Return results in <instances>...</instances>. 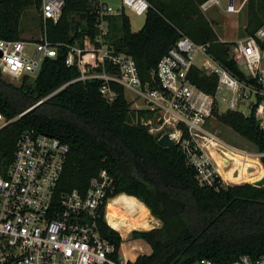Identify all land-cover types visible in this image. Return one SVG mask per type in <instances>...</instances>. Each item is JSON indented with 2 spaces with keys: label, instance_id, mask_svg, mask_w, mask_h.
Listing matches in <instances>:
<instances>
[{
  "label": "trees",
  "instance_id": "1",
  "mask_svg": "<svg viewBox=\"0 0 264 264\" xmlns=\"http://www.w3.org/2000/svg\"><path fill=\"white\" fill-rule=\"evenodd\" d=\"M146 1L150 7L140 30L132 32L127 16L122 15L109 20L107 35L117 51L132 57L142 84L150 82V71L182 35L197 44H208V54L219 65L246 81L230 57L232 42L219 41L213 23L201 11L209 0ZM39 6L40 0H0V38L21 39L23 14L31 9L37 13ZM86 7L83 1L66 0L58 22H46L47 39L53 44H73L84 34L93 39L97 30ZM75 14L85 19L86 26L75 22ZM245 15L244 34L250 36L264 28V0H247ZM33 18L38 30L40 19L38 15ZM66 55L67 49L58 47L56 57L44 59L32 80L24 76L14 83L0 74V113L7 120L17 117L0 129V170L12 161L20 135L35 130L55 136L69 147L58 193L83 194L90 179L107 172L113 179L108 199L120 194L133 197L160 222L158 228L131 232L130 239L143 241L150 253L128 264H189L201 258L213 264H232L241 255H264V186H224L219 176L210 186L201 184L180 144L158 145L159 135L144 124L152 119L151 112L130 109L123 88L113 83L110 88L115 97L106 101L99 93L102 82L77 81L79 70L66 66ZM82 56L86 66L96 63V54ZM188 77L200 89L213 93L214 76L192 68ZM217 118L264 154V130L253 113L224 112ZM182 137L189 139L185 130ZM213 157L228 182L239 181L232 176L236 167L244 166L251 174L264 173V156L260 163L258 158H238L246 161L243 165L238 160L223 161L216 154ZM104 211L99 229L119 247V234L103 220Z\"/></svg>",
  "mask_w": 264,
  "mask_h": 264
},
{
  "label": "built area",
  "instance_id": "2",
  "mask_svg": "<svg viewBox=\"0 0 264 264\" xmlns=\"http://www.w3.org/2000/svg\"><path fill=\"white\" fill-rule=\"evenodd\" d=\"M77 1L86 3V12L93 19L97 30L93 39L84 34L73 44L51 43L46 36V22H58L66 0H40L37 15L41 26L37 38H0L1 76L10 81L35 77L42 61L55 58L58 47H64L66 66L79 70L77 81L100 80L99 93L106 101L115 97L110 84H116L123 88L125 97L126 93L130 95L127 101L135 110L151 112L152 119L144 124L151 133H158L159 137L166 135L180 144L201 184L210 186L216 176L222 178L211 160V154L221 153L220 148L248 154L227 146L212 132L210 123L216 112H237L243 116L253 113L258 127L264 130V28L229 46L230 57L246 81L219 65L208 54V44H197L182 35L150 71V82L142 84L132 57L117 51L107 35L110 19L127 13L145 16L149 3L146 0ZM213 1L218 4L217 0ZM206 7L203 5L204 10ZM225 11L233 12V5H227ZM85 53L96 54V63L86 66L82 56ZM192 68L216 78L213 93L190 81ZM16 118L7 120L0 113V129ZM183 130L189 139H183ZM68 152V145L55 136L35 130L20 135L12 161L0 170V264L135 262L137 256L125 244L127 240L117 232L120 243L116 247L99 229L101 211L113 191V179L107 172L101 171L90 179L83 194L56 191ZM261 156L264 154L256 157ZM189 264L213 263L201 258ZM232 264H264V255L258 258L241 255Z\"/></svg>",
  "mask_w": 264,
  "mask_h": 264
},
{
  "label": "rangeland",
  "instance_id": "3",
  "mask_svg": "<svg viewBox=\"0 0 264 264\" xmlns=\"http://www.w3.org/2000/svg\"><path fill=\"white\" fill-rule=\"evenodd\" d=\"M245 0H233L235 8L239 9L238 7L242 8V2ZM247 1V0H246ZM214 3V2H213ZM212 4V2H211ZM229 4V0H219V5L213 4L205 10L204 15L206 18L215 23L214 25V31L220 41L223 42H232L237 39H241L247 36V34H244L243 30V25H244V20H245V12L242 11V9L237 12V13H227L225 11L226 6ZM246 5V4H245ZM245 8V7H244ZM244 10V9H243ZM37 13L34 9L29 10L28 12H25L21 18V27L24 29L23 33L21 34V38L23 39H34L38 37V30L37 26L35 23V20L33 17L36 18ZM32 18V19H31ZM74 20L75 22H80L82 25H84L83 19L75 14L74 15ZM127 18L129 20L130 24V29L132 32H136L140 30V28L143 25L144 22V16H136L132 13H127ZM115 37L118 36L117 33L114 35ZM31 80L34 78V76H30ZM7 79V78H5ZM9 80V79H7ZM10 81V80H9ZM14 83H18V81H13ZM126 99H130V95L126 93ZM130 109H134L133 106L130 107ZM222 112H216L214 114V117L210 123L212 132L218 134V138L223 141L227 146H231L232 148L239 150V151H244L248 154H251L253 156H257L258 150L256 146L252 143L249 142L248 140L244 139L243 137L239 136L236 134L232 129L227 127L226 125L220 123V120H218L217 116L221 115ZM152 126L154 127L155 124L152 123ZM155 135H158V133H155ZM221 153L225 152L227 156H230L229 149H223L220 148ZM229 154V155H228ZM238 154V153H237ZM207 155V154H206ZM214 154H211V157H213ZM259 163H260V159ZM216 160H214V163L216 164ZM229 163V162H228ZM262 166V165H261ZM238 168V167H236ZM233 169L232 176L238 177L240 173L238 174L239 170ZM264 170V168L262 167ZM251 172V170H250ZM217 173V172H216ZM234 174V175H233ZM249 173H247L248 175ZM260 174V173H259ZM249 178V176H247ZM258 176V174L256 175ZM264 176V175H263ZM262 176V177H263ZM261 177V178H262ZM222 179V184L224 186L227 185H239L243 183H249L252 184L254 183L253 181H242L239 180L237 182H228L225 181L223 178ZM253 185V184H252ZM144 213L143 218L136 219L139 217V215ZM107 214L111 219H115L113 223L116 224V228L119 231H122L123 228L125 227H133V231H148L151 226V223L148 221L150 220L148 216V212L142 208L139 204H136L133 199L124 197L122 195H119L115 199L111 200L109 205H108V210ZM125 217L124 222H119L117 218ZM136 219V220H134ZM136 229V230H135ZM126 245H133V247H141L138 249V255H142L147 253L148 247L146 244L141 241V240H131L128 238V240L125 243ZM133 253V252H132ZM134 255V254H133Z\"/></svg>",
  "mask_w": 264,
  "mask_h": 264
},
{
  "label": "crops",
  "instance_id": "4",
  "mask_svg": "<svg viewBox=\"0 0 264 264\" xmlns=\"http://www.w3.org/2000/svg\"><path fill=\"white\" fill-rule=\"evenodd\" d=\"M211 2H212V4H211ZM214 1L213 0H209L208 2H206L205 4H204V6H207L206 7V10L208 9V8H210V6L211 5H213V4H217V3H213ZM217 2H218V4L217 5H219V0H217ZM245 4H246V0L245 1H243L242 2V8H241V5H240V7H238V8H240V10L242 9V11H244L245 12ZM229 5V4H228ZM230 5H233V7H234V11L233 12H230V13H237V12H239L240 10L239 9H237V8H235V6H234V3H233V0H232V4H230ZM244 9V10H243ZM201 11H202V13L204 14V12H205V10L203 9V5H202V7H201ZM227 13H229V12H227ZM205 16V15H204ZM206 17V16H205ZM207 19V18H206ZM208 20V19H207ZM209 21V20H208ZM209 22H211V21H209ZM211 23H213V22H211ZM245 24H246V15H245V20H244V25H243V28L242 29H244V27H245ZM214 25H215V23H213V31H214ZM214 33H215V31H214ZM215 35H216V33H215ZM217 36V35H216ZM218 38V37H217ZM219 40V39H218ZM238 40V39H237ZM220 41V40H219ZM236 41V40H235ZM221 42H223V41H221ZM232 42H234V41H232ZM231 151V150H230ZM230 153V156H227L226 154H225V152H222V153H220L218 156L219 157H221L222 158V160L223 161H226V162H229V163H235V162H237V160H238V162H242L241 163V165H243V162L245 163L246 161H244V160H248V159H254V158H257L256 156H253V155H251V154H246V155H241V154H237L236 152H229ZM229 155V154H228ZM238 158H242V159H244L243 161H241V160H239ZM211 160H212V162H213V164H214V166H215V168L218 170V172H219V174H220V176L225 180V177H224V174H223V172H222V170L220 169V166H221V164H220V162L219 161H217L216 162V164L214 163V158H212L211 157ZM239 170V172H238V174L240 173V175H238V180H247V181H253V182H257V181H259L260 179H261V177L264 175V173H262V172H258V173H256V174H251L249 171H247L245 168H244V166L243 167H239L238 169H237V171ZM247 173H249L248 175H247ZM260 173V174H259ZM258 174V176H256ZM246 175L247 176H249V178H247L246 177ZM226 181V180H225ZM120 195H122V196H124V197H127V198H130V199H133L134 201H135V203L136 204H139L140 206H142V208H144V210H146L147 212H148V216H149V218H150V220H148L150 223H151V226L150 227H148L149 228V230H151V229H153V228H158V227H160V222L158 221V220H156V219H154L151 215H150V213H149V211L144 207V205L140 202V201H138L137 199H135V198H133V197H129V196H126V195H123V194H120ZM119 195H117V196H115V197H113V198H111V199H109L108 200V202L110 201V200H113V199H115L116 197H118ZM108 202H107V204H106V207H105V213H104V218H105V222H106V224L110 227V228H112L113 230H115L116 232H118L119 234H120V236H122L125 240H128V238H130V234H131V232L134 230V228L133 227H127V228H125L124 230H123V232H121V231H118L115 227H113L111 224H110V222H109V220H108V217H107V205H108ZM136 230V229H135ZM129 246V248L131 249V251L133 252V254L134 255H136L137 257L139 256L138 255V249H140L141 247H133V245H128ZM147 246V245H146ZM148 247V246H147ZM148 252L147 253H145V254H149L150 253V249H149V247H148Z\"/></svg>",
  "mask_w": 264,
  "mask_h": 264
},
{
  "label": "water",
  "instance_id": "5",
  "mask_svg": "<svg viewBox=\"0 0 264 264\" xmlns=\"http://www.w3.org/2000/svg\"><path fill=\"white\" fill-rule=\"evenodd\" d=\"M229 4H232V0H229ZM157 143L161 147H171L175 144L173 141L169 140L166 135H163L162 137H160ZM252 184L256 187L264 186V176L259 181L254 182Z\"/></svg>",
  "mask_w": 264,
  "mask_h": 264
},
{
  "label": "bare ground",
  "instance_id": "6",
  "mask_svg": "<svg viewBox=\"0 0 264 264\" xmlns=\"http://www.w3.org/2000/svg\"><path fill=\"white\" fill-rule=\"evenodd\" d=\"M214 167H215V166H214ZM216 170H217V169H216ZM217 172H218V170H217ZM218 173H219V172H218ZM110 201H111V200H110ZM110 201L108 202V205H109ZM108 205H107V210H108ZM143 215H144V213H142V211H141V214H140L139 217H137L136 219L143 218ZM107 217H108V220H109L110 224H111L113 227L116 228V224L113 223V221H114L115 219H111V217H109L108 214H107ZM117 219L119 220V222H124L125 217H121V218H117ZM136 219H134V220H136ZM127 227H128V226H127ZM127 227H125V228H127ZM133 227H134V226H133ZM125 228H123L121 232H123V230H124ZM116 229H117V228H116ZM117 230H118V229H117ZM118 231H119V230H118Z\"/></svg>",
  "mask_w": 264,
  "mask_h": 264
}]
</instances>
